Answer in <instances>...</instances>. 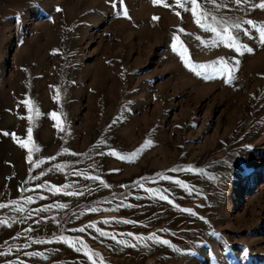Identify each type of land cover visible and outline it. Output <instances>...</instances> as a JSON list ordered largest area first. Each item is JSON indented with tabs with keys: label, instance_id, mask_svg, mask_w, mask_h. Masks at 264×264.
<instances>
[{
	"label": "rangeland",
	"instance_id": "1",
	"mask_svg": "<svg viewBox=\"0 0 264 264\" xmlns=\"http://www.w3.org/2000/svg\"><path fill=\"white\" fill-rule=\"evenodd\" d=\"M259 3L0 0V264H264Z\"/></svg>",
	"mask_w": 264,
	"mask_h": 264
},
{
	"label": "snow or ice",
	"instance_id": "2",
	"mask_svg": "<svg viewBox=\"0 0 264 264\" xmlns=\"http://www.w3.org/2000/svg\"><path fill=\"white\" fill-rule=\"evenodd\" d=\"M154 4L155 3H159L160 0H153ZM177 2H179V0H177ZM206 2L208 3H211L212 0H206ZM192 3L195 4L196 3V0H192ZM234 3L236 5H241L242 3H249V0H234ZM117 4L121 5V8L119 10L116 11V14L119 16V15H124V16H127V11H126V6L124 5V0H110V6L116 10L117 8ZM167 6V5H165ZM253 7H259L261 9H264V0H260V3L257 5V4H254ZM194 11V9H193ZM154 19H159V17H154ZM213 19H215L213 17ZM197 23H200V21L198 20ZM245 24H247L249 26V28L251 29H254L256 30L257 32H259L260 34V39H261V43L264 44V25H257L254 21L252 20H247V21H244ZM201 27L205 28V30H210L212 31L213 33H216L217 37H218V42L219 43H223L224 40H223V34H227L228 35V43L231 45V44H235L237 41H238V37L234 36L232 33L229 32L228 30V27H224V28H221L220 31H217V27L215 26H212V25H205V24H201L200 25ZM231 28H234L236 30H241V25L240 24H234V25H231L230 26ZM243 32L245 35H250L249 33V29L248 28H245L243 29ZM175 39V37L173 38ZM172 47V50L174 52H176L178 55L181 56V59H182V62L185 63V66L186 67H189V70L192 71L194 74H196L197 76H200L202 79H205V80H209V79H213L215 78L216 76V73H213V74H208V73H202L201 71H199L198 69H201V68H204L205 66L204 65H195V64H192V65H189L187 61H184L183 60V53L176 47V45L173 43L171 45ZM241 47L244 49V51H247V52H253L254 50L250 47H248L247 45H241ZM241 55H243V52L240 51V48H237L236 49ZM217 65L220 64V61H216L215 62ZM237 65H238V61H237ZM224 78L226 79V81L228 83H231L235 77L234 76H231L229 77L227 74H225ZM52 118L53 119H56V113H52L51 114ZM54 126H56L54 124ZM61 131H63V129H61ZM31 133H32V129L29 128L28 129V138L29 140L31 139ZM3 135H9V133H2ZM14 135V134H12ZM21 147H27V144H24V143H21ZM143 150H145L144 147H142L140 150V152H142ZM100 155H105V154H111V155H115V151L114 150H109L108 153H99ZM134 155V154H133ZM121 159H124L125 157L121 156L120 157ZM51 159V158H49ZM39 165L36 164L34 165V167H38ZM114 172H118L119 169H114L112 170ZM170 171H173V172H180V171H195L197 172L198 174H205L203 170H199V169H193L191 167H188V168H177V169H171ZM75 174L76 175H80L79 173V170H76L75 171ZM83 178H90V179H93V180H99L101 184H103L105 187H108L107 184H104V182L102 180H100L99 177H96V176H91V177H83ZM163 179H166V180H169V181H173V178L172 177H169V176H163L162 177ZM143 179V178H142ZM176 183H180V181H175ZM137 186L139 187H142L143 185H140L138 184ZM42 187H48L47 185H43ZM63 187H68L67 185L63 186ZM123 187V186H122ZM59 190V189H57ZM24 191H27V189H24ZM69 195H72L73 193H67ZM83 191L80 192V195H83ZM160 199H167V197L163 196V195H160L159 197ZM33 201V197H27L26 200L24 201L25 203H31ZM20 202L18 201H12L10 202V204H0V209H3L5 207H9V206H15L17 204H19ZM121 206H122V202H121ZM54 207H59V208H63L65 207V205L63 204H60V205H47L43 208H39V209H36L35 212L37 214V216L39 215L40 212H48V211H51ZM16 211L18 212H23L24 211V208L23 206L21 205L20 207H16L15 208ZM98 209H92V211H97ZM183 211H187V212H190L192 215H195L194 212H191V210L189 209H183ZM46 219V218H45ZM201 219H203V217H201ZM37 223H40L39 220L36 221ZM109 221H103V223H108ZM118 222H125V223H130L131 221H118ZM0 223H3V221H0ZM9 227L11 226L10 224L8 225ZM94 228V225L93 224H88L86 225L85 227H82L80 229H74V231H80V232H85L86 230L88 229H93ZM34 229H28V231H33ZM96 231H99V229H95ZM101 236H108L109 234L106 233V232H100L99 233ZM129 235H133V234H129ZM113 239H115V236L112 237ZM137 239H143L142 237H137ZM149 239L151 240H156L155 238V235L153 236H150ZM56 240L57 242H64V243H67V240L64 239L63 237H56ZM45 241H42V240H37L35 241V243H44ZM48 242H51V241H48ZM157 243H164L166 245H169L170 242L167 241V240H163V241H160V240H156ZM79 243H83L82 241H80ZM30 245H25V247H28ZM131 246H135V245H131ZM78 251H82L83 249L82 248H78L77 249ZM6 253H3V252H0V255H5ZM28 255L30 256H41L42 253H38V252H33V253H28Z\"/></svg>",
	"mask_w": 264,
	"mask_h": 264
}]
</instances>
